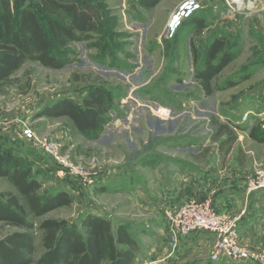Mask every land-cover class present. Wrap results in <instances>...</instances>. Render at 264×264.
I'll return each instance as SVG.
<instances>
[{
	"label": "rangeland",
	"instance_id": "374dc122",
	"mask_svg": "<svg viewBox=\"0 0 264 264\" xmlns=\"http://www.w3.org/2000/svg\"><path fill=\"white\" fill-rule=\"evenodd\" d=\"M12 2L27 6L35 1ZM138 2L93 0L103 12L105 34L92 32L70 42L69 62L61 68L28 59L0 84V142L31 166L33 177L41 184V196L60 189L68 190L72 198L70 205L39 217L29 215V229L0 222V239L13 231L32 234L34 251L29 264H39L44 250L39 228L43 219H66L79 226L86 213L104 214L113 227L128 225L138 239L136 264H141L157 236L153 217L157 214L141 205V195L155 190L152 183L157 178L170 183L174 174L186 168L184 163L194 165L193 169L203 168L219 152L221 164L245 165L252 160L255 169L251 176L264 165V142L248 136L249 129L259 125L262 109L251 105L254 84L249 65L257 48L252 37L261 30L257 21L264 26V0L254 1L249 11L238 14L228 11L225 0H217L213 9L211 0L198 12L206 26L199 32L190 28L175 31L179 33L177 41L166 31L170 11L164 21L160 7L144 9ZM237 20L238 34L232 30ZM222 26L228 29V45L236 56L212 80V94L205 95L194 76L190 41L201 55ZM246 74L251 78L224 87L226 80H239ZM91 85H104L115 95L108 121L97 138L77 133L67 117L35 115L44 104L58 98L69 97L79 103ZM158 108H168L170 114L160 115ZM24 125L37 136L56 142L74 165L94 174V180L83 184L57 175L43 149L23 136ZM100 187L105 190L97 192ZM6 192L21 200L8 179L0 177V194Z\"/></svg>",
	"mask_w": 264,
	"mask_h": 264
},
{
	"label": "trees",
	"instance_id": "16d2710c",
	"mask_svg": "<svg viewBox=\"0 0 264 264\" xmlns=\"http://www.w3.org/2000/svg\"><path fill=\"white\" fill-rule=\"evenodd\" d=\"M32 5L15 4L0 0V84L28 59L52 68H61L69 62L68 46L88 33H106L103 12L93 0H34ZM160 0H139L144 9L153 8ZM204 8V7H203ZM184 19L179 28L201 31L205 19L198 12ZM174 34L177 41L179 33ZM194 76L205 95L213 92L212 80L235 58L228 41L216 36L203 47L201 55L190 41ZM199 66L197 67V65ZM239 80H226V88ZM114 92L104 85L88 86L79 103L69 97L44 104L37 117H67L77 133L88 139L97 138L108 121ZM248 135L264 142V129L255 125ZM234 139L233 134L229 136ZM0 177H5L17 190L20 198L6 192L0 194V222L31 228L28 216H42L61 206L72 203L66 190H54L41 196L39 181L33 177L32 168L23 159L0 142ZM104 189V188H103ZM43 252L39 264H135L138 242L128 225L112 226L104 215L84 214L79 226L66 219H43ZM34 251L33 236L29 231H13L0 239V264H29Z\"/></svg>",
	"mask_w": 264,
	"mask_h": 264
},
{
	"label": "crops",
	"instance_id": "0c3cea01",
	"mask_svg": "<svg viewBox=\"0 0 264 264\" xmlns=\"http://www.w3.org/2000/svg\"><path fill=\"white\" fill-rule=\"evenodd\" d=\"M164 1L160 0L150 10L160 7L165 14V21L168 12L180 0ZM211 3L214 9L217 0H212ZM233 24L234 28L232 26L231 28L238 34L240 31L239 20H237L236 25ZM256 25L261 30L259 29L256 32L258 36L255 34L252 37L254 45L257 48L254 47L255 49L251 53L253 61L248 65L252 68L251 76L253 77L252 83L254 84L253 104L251 105L262 108L264 107V29H262L264 26L261 21H257ZM183 29L186 28H181L179 32ZM219 29L215 30L213 37L209 41L216 36L228 38L229 32L227 27L222 26ZM217 154L203 168L193 169L194 165L184 163V167L186 168H182L183 170H179L174 174L170 183L157 178L152 183V188L155 190H149L145 196H143L144 194H140L141 205L149 207L150 210L155 211L157 214L153 216L155 218L157 236L154 243H152L153 247L145 255L143 264L150 258H158L159 264H257L249 260L235 261L226 258L212 261L210 259V252L215 235L207 231L193 232L187 237H180L173 244L165 224L164 212L167 209L175 208L189 199H208L218 211L235 218V229L238 232L240 243L264 255V188L250 192L247 191L248 176H251V172L255 169L253 161L249 160L245 165L237 162L221 164L218 161L221 153ZM260 168L263 169L264 165L260 166ZM104 190L105 188L100 187L96 191L103 192ZM135 200L138 201L140 198ZM98 215L104 214L98 213ZM138 259L136 257L135 264Z\"/></svg>",
	"mask_w": 264,
	"mask_h": 264
},
{
	"label": "built area",
	"instance_id": "2783aa9c",
	"mask_svg": "<svg viewBox=\"0 0 264 264\" xmlns=\"http://www.w3.org/2000/svg\"><path fill=\"white\" fill-rule=\"evenodd\" d=\"M211 0H181L168 14L166 31L169 36L179 28L184 19L188 18ZM256 0H225L228 11L241 13L249 11V3ZM253 6V5H252ZM157 113L168 116V108H158ZM245 114L244 118H246ZM259 126L264 129V107L259 113ZM22 134L25 138L33 140L40 146L49 157L51 163L56 168L55 172L59 176L75 178L81 183H90L94 177L85 167L74 165L68 155L61 152L59 145L49 137H39L29 126H22ZM63 174V175H62ZM264 188V170L259 169L247 179V191ZM165 224L173 244L180 237H187L196 231H207L215 235V240L210 252V259L217 261L220 258L235 261L249 260L257 264H264V255L260 254L239 241V235L235 229V218L218 211L208 199H189L184 203L164 212ZM144 264H159L158 258H150Z\"/></svg>",
	"mask_w": 264,
	"mask_h": 264
},
{
	"label": "bare ground",
	"instance_id": "6f19581e",
	"mask_svg": "<svg viewBox=\"0 0 264 264\" xmlns=\"http://www.w3.org/2000/svg\"><path fill=\"white\" fill-rule=\"evenodd\" d=\"M252 4H253V3H249V4H248V7H252ZM161 109H162V108H161Z\"/></svg>",
	"mask_w": 264,
	"mask_h": 264
}]
</instances>
